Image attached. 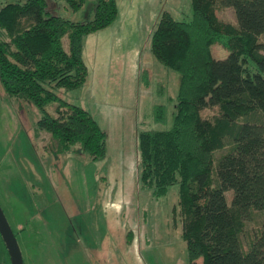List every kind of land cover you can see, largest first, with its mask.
Listing matches in <instances>:
<instances>
[{
	"label": "trees",
	"instance_id": "1",
	"mask_svg": "<svg viewBox=\"0 0 264 264\" xmlns=\"http://www.w3.org/2000/svg\"><path fill=\"white\" fill-rule=\"evenodd\" d=\"M65 1L74 11L84 2ZM46 7V0L0 2L7 36H0V83L42 111L37 125L50 132L45 148L53 156L78 143L75 150L103 157L106 131L85 108L59 100L52 114L45 106L57 99L53 88L83 84L84 37L113 22L117 0H95L87 21ZM191 7L183 19L163 12L152 33L155 57L180 79L172 125L137 134L139 179L155 196L178 182L188 264H264V227L246 249L240 237L251 211L264 210V0H191ZM218 8H232L236 25L220 20ZM213 44L226 55L214 57ZM226 144L214 166L213 152Z\"/></svg>",
	"mask_w": 264,
	"mask_h": 264
},
{
	"label": "rangeland",
	"instance_id": "2",
	"mask_svg": "<svg viewBox=\"0 0 264 264\" xmlns=\"http://www.w3.org/2000/svg\"><path fill=\"white\" fill-rule=\"evenodd\" d=\"M46 1L49 14L71 20L94 14L95 0H84L77 11L65 0ZM163 12L188 18L191 0H117L113 22L84 37L83 84L53 88L57 99L45 106L52 114L59 100L85 108L106 131L103 157L75 150L78 143L53 156L45 148L50 132L37 125L42 111L0 83V206L24 264H188L178 182L155 196L139 179L137 134L169 128L177 102L180 74L151 48ZM216 15L236 25L232 8ZM211 51L216 58L227 53L219 44ZM231 147L213 152L214 166ZM231 194L226 191L228 201ZM263 227L264 210H252L240 236L244 249ZM0 264H11L2 239Z\"/></svg>",
	"mask_w": 264,
	"mask_h": 264
},
{
	"label": "water",
	"instance_id": "3",
	"mask_svg": "<svg viewBox=\"0 0 264 264\" xmlns=\"http://www.w3.org/2000/svg\"><path fill=\"white\" fill-rule=\"evenodd\" d=\"M0 236L10 257L11 264H24L14 231L0 206Z\"/></svg>",
	"mask_w": 264,
	"mask_h": 264
}]
</instances>
